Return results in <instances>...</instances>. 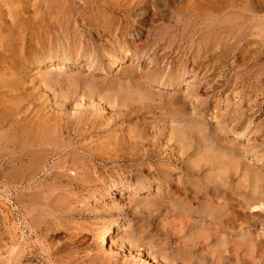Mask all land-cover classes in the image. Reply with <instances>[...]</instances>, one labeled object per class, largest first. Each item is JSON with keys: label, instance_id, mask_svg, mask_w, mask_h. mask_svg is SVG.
Listing matches in <instances>:
<instances>
[{"label": "rangeland", "instance_id": "obj_1", "mask_svg": "<svg viewBox=\"0 0 264 264\" xmlns=\"http://www.w3.org/2000/svg\"><path fill=\"white\" fill-rule=\"evenodd\" d=\"M0 264H264V0H1Z\"/></svg>", "mask_w": 264, "mask_h": 264}, {"label": "bare ground", "instance_id": "obj_2", "mask_svg": "<svg viewBox=\"0 0 264 264\" xmlns=\"http://www.w3.org/2000/svg\"><path fill=\"white\" fill-rule=\"evenodd\" d=\"M1 1V0H0ZM28 1V0H27ZM52 1H54V0H52ZM15 2V1H14ZM49 2V1H48ZM52 3V2H51ZM55 3H56V1H55ZM54 4V3H53ZM57 4V3H56ZM17 5V4H16ZM49 5V4H48ZM48 5H47V7H48ZM38 6V5H37ZM51 6V7H50ZM55 6H57V5H55ZM65 6V5H64ZM49 7L50 8H48L47 10H49V12H48V15L50 16L49 18L50 19H53L54 18V20L56 19V16H57V13H56V11L57 10H59V9H53V6L52 5H49ZM59 7V6H58ZM83 7V6H82ZM56 8V7H55ZM61 8V7H60ZM68 8V7H67ZM74 8V7H73ZM26 9V8H25ZM37 11V10H36ZM90 11V10H89ZM55 12V14L53 15V13ZM38 13H39V11H38ZM59 14V13H58ZM47 15V16H48ZM56 15V16H55ZM59 16V15H58ZM60 17V16H59ZM48 18V19H49ZM47 19V20H48ZM39 21L40 20H42L41 18L40 19H38ZM59 20V19H58ZM56 21V20H55ZM73 21V20H72ZM67 24V23H66ZM69 25V24H68ZM24 29V28H23ZM7 34V33H6ZM5 34V35H6ZM8 37H9V35H7ZM6 40V39H5ZM3 46V45H2ZM7 49V48H6ZM14 50V49H13ZM123 58H117L116 60H114V61H121ZM39 64H41L42 62H38ZM170 80V79H169ZM173 107V106H172ZM49 128V127H48ZM142 130V129H141ZM37 161V160H36ZM39 161V160H38ZM169 181V180H168ZM194 184V183H193ZM208 191V190H207ZM196 192V191H195ZM196 205V204H195ZM188 212V211H187ZM36 217V216H35ZM38 217V216H37ZM213 220V219H212ZM212 226V225H211ZM212 228V227H211ZM108 230H109V227L108 228H106L103 232H102V234H101V237H102V239H104V236L107 234V232H108Z\"/></svg>", "mask_w": 264, "mask_h": 264}]
</instances>
